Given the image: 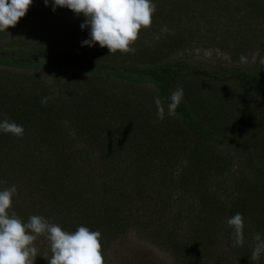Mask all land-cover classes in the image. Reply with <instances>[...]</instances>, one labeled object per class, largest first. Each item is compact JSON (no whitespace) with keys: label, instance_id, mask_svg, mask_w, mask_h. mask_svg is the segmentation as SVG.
Segmentation results:
<instances>
[{"label":"rangeland","instance_id":"374dc122","mask_svg":"<svg viewBox=\"0 0 264 264\" xmlns=\"http://www.w3.org/2000/svg\"><path fill=\"white\" fill-rule=\"evenodd\" d=\"M152 2L156 5L153 20H160V15L172 11V6L179 11L190 9L183 14L186 16V30L177 28L176 22L163 25V35L170 32L171 36L186 35L189 38L183 48L170 50L166 59L179 57L202 69L209 67L214 70L220 66L241 64L233 60L235 48L251 55L249 63L258 52L264 50V0ZM53 3L54 0H49L46 6L44 0H33L26 16L17 26L0 33V47L12 48L21 55L23 52L27 56L33 55V65L28 68L0 65V120L7 116L24 128L22 138L15 139L12 135L13 142L9 144L11 151L21 149L22 152L37 153L36 148L45 144V141L39 140L41 135L38 134L67 127L61 111L63 105L57 99L53 66L37 54L38 50L64 47L81 57L95 56L101 62L105 60L114 65L117 60L125 61L126 66L136 60L140 68L151 64L150 58H144L143 53H139L144 49L142 40L146 37L142 30L132 45L138 53L136 59L135 54H131L130 59L121 58L125 54L116 58L99 44L95 47L83 46L82 42L90 39V27L81 28L85 17L67 8L58 7L53 11ZM192 13H198L199 18L190 17ZM209 25H216V28H212L217 30L209 31ZM205 27L209 34H206ZM198 29L199 34H194ZM254 37L257 44L251 42L246 51L243 42ZM62 76L59 88H63L65 96L74 93L78 97H85L84 110L100 113L98 123L104 130L100 128L101 135L106 136L102 144L93 146V152L84 140L82 143L86 144V149L83 156H73L76 149L72 150L73 147L66 146V143H56L60 146L61 155L64 153L66 156L64 162L68 164L76 159L77 169L81 172L85 167L97 174L94 178L103 189H115L125 194L124 205L127 208H130L132 198L134 205L148 204L150 210L164 203L166 185L170 186L165 179L173 173L176 177L181 162L175 163L174 160L185 149L189 151L187 156L196 170L211 164L209 169L219 171L221 179H228L229 186L235 184L234 194H226L228 191L221 189L216 193L210 189L211 194L203 198L185 200L184 205L177 209V220L168 233H171L170 238L165 232L160 235V238L164 236V246L159 245V238L156 241L151 237L148 229L141 231L142 227L130 226L120 235L121 238L108 246L110 253L105 264H150L149 259L153 264H253L250 259L253 238L256 234L264 237V206L257 200V193L249 186L250 182L241 180L233 154L221 146L209 149L200 146L189 150V144L183 143L186 142L187 131L178 118L168 116L165 109V119L160 121L155 99L151 96L144 98L146 90L152 91L151 85L133 84L136 93L135 98H131L127 91L133 93L134 87L127 80L109 75H82L73 70H64ZM76 77L81 78L77 87L73 85V78ZM174 87L183 89L181 105L195 120L213 134L226 136L228 133L242 139L258 166L264 170V96L244 92L231 80L216 81L206 76L188 75ZM45 97L48 98L47 104L41 103ZM82 143L76 140L74 144ZM24 157L27 155L24 154ZM42 157L45 158L46 154H42ZM171 166L174 167L170 169ZM161 178H164V184ZM82 189L85 192L90 190L89 187ZM20 191L22 193L18 194L24 195V191ZM166 191L168 193L169 189ZM183 194L184 189L178 186L176 195L183 197ZM27 199L24 204L28 203ZM16 200L21 199L17 197ZM132 210L119 209L118 214L126 222ZM22 213L21 208L16 215L24 216ZM236 213L244 217L245 244L242 247L233 245L232 229L227 224V219ZM37 241L39 246L35 245L38 248L35 264H48L44 256H51L49 242L45 237H39ZM255 264H264V256Z\"/></svg>","mask_w":264,"mask_h":264},{"label":"trees","instance_id":"16d2710c","mask_svg":"<svg viewBox=\"0 0 264 264\" xmlns=\"http://www.w3.org/2000/svg\"><path fill=\"white\" fill-rule=\"evenodd\" d=\"M192 1L197 0H190V2ZM170 9L172 11H169L168 14L160 15V20H153L150 29H142V34L146 37L142 40L144 49L139 53H143L144 58L151 59V64L145 68L138 67L136 60L130 62L127 66L125 61L117 60L115 61L116 65H114L105 60L101 62L95 56L93 58L81 57L64 47L38 50L37 54L53 66L52 75L57 88V99L63 105L61 111L64 120L67 121V127L49 129L38 134L41 135L39 140L45 141V144L40 148H36L38 149L37 153L35 151L26 153L22 152L21 149L11 151L9 144L13 142L12 134L0 132V191L13 185L17 189V192L13 195V205L10 212L16 213L18 210L21 211L22 208L23 213L21 215L24 216H18L22 221L27 222L30 216L39 215L49 222L59 225L67 232H74L79 226L88 227L92 231H99L102 234L101 243L104 259L110 253L107 249L108 246L114 243L116 239L121 238L120 235L128 231L130 226L142 227L141 231L148 229L151 232V237H154L156 241L159 238V245L164 246V236L161 237V240L160 235L162 232L168 235L173 222L177 220V209L184 205L185 200L191 197L203 198L211 194L210 189H213L216 193L221 189L222 191H228L226 194H234L235 184L229 186L228 179H221L219 171L214 172L212 168L209 169L211 164H207L204 169L196 170L187 156L189 151L185 149V151L181 150V154H178V157L174 160L175 163L181 162V169L178 170V173H175L176 177L173 173L165 179L170 186L166 185V189H169V191L167 193L165 189L164 203L158 206L155 205L153 210H150L148 204L134 205L135 201L131 196L130 208H127L124 205L125 194L116 192L115 189H103L98 180L94 178L97 174L89 172L85 167L81 172L77 169L78 162H76V159L68 164L64 162L66 156H64V153L61 155L60 146L56 143H66V146L73 147L72 150L76 149V152L72 154L73 156H83L86 149V144L82 143L84 140L91 146L92 152L94 150L93 146L100 145L106 140V136L101 135L100 131V128L104 131L103 127L98 123L100 113L98 111L93 112V110H84L85 97H78L74 93H72V96H65L63 88H59L64 70L77 71L82 75L90 73V75L95 76L109 75L129 81L130 86L138 83L151 85L152 91L146 90L144 98L147 99L148 96H151L155 99L159 96L163 100L166 110L171 92L175 90V84L184 80L188 75L206 76L216 81L231 80L244 92L249 94L254 92L264 96V63H261L264 60V50L258 52V55L253 58L254 60L249 63L252 60L251 55L247 52L244 54L235 48L233 55L231 54L233 60L239 62L240 56L243 55L247 57L248 62L234 66H220L214 70H210L209 67H203L202 69L199 65L194 66V63L186 62L179 57L173 58V60L166 59L170 50L183 48V44L189 42L186 35L171 36L172 33L170 32L163 35V25L176 22L177 28L185 29L186 16L184 17L183 14L190 10L179 11L180 9L178 10L177 7L173 6ZM197 15L199 14L192 13L189 16L198 19L199 16ZM209 26V31L214 32L217 30L213 29L216 28V25ZM205 29L206 34H209L207 27ZM195 32L197 33L194 34H199V29ZM251 42L257 44L255 37L243 42L246 51ZM137 54L135 52V59ZM115 56L118 58L120 53L117 52ZM130 56L131 53L125 54L121 58L130 59ZM32 58L33 55L27 56L26 52L21 55L20 52H15L12 48L0 47V65L28 68L33 65ZM80 79L78 77L73 78L75 87L78 86ZM127 92L131 98H135L136 87H134L133 93ZM93 117L95 118L94 121ZM176 117L187 131L188 136L186 142L183 143L189 144V150H194L200 146L207 149L213 146H221L234 155L235 166L239 168L241 180L250 182L251 185L249 186L254 193H257V200L264 206V170L258 166L246 143L242 139L232 136V134L227 133L224 136L209 132L181 104L177 108ZM15 139H18V137H15ZM76 140H81L83 145L79 144L81 145L79 147V145L74 144ZM158 148L160 149V145H158ZM27 149L29 148L27 147ZM24 154L27 157H24ZM42 154H46V157L43 158ZM39 157L40 159H38ZM173 167L171 166L170 169ZM217 168L221 169L220 167ZM236 180L238 178L235 179V183ZM160 181L164 184V178H161ZM178 186L184 189L185 194H183V197L176 195ZM84 187H89L90 190L85 192L82 189ZM19 189L24 191V195H19L22 193ZM17 197H20L21 200L17 201ZM26 197L29 198L27 199L28 203L24 204ZM133 206L134 209L132 210ZM175 207L176 209L173 210ZM16 208L18 209L16 210ZM119 209L132 210L126 222L119 216ZM170 236L171 233L167 238H170ZM43 237L41 236L42 239ZM38 244V241H35V245ZM143 257L141 258L143 259ZM147 261L153 264L151 259Z\"/></svg>","mask_w":264,"mask_h":264},{"label":"clouds","instance_id":"9594fccd","mask_svg":"<svg viewBox=\"0 0 264 264\" xmlns=\"http://www.w3.org/2000/svg\"><path fill=\"white\" fill-rule=\"evenodd\" d=\"M44 2L47 6L49 0ZM32 4L33 0H0V33L16 27ZM58 7L85 17L81 28L90 27V39L83 41V46L99 44L111 55L135 54L132 45L142 29L151 28L156 12L152 0H54L53 11ZM247 62V57L241 55L239 63ZM183 97L182 88L172 92L167 104L168 116L177 115ZM47 101L45 97L41 103L47 104ZM155 105L157 117L163 121L165 104L159 96L155 97ZM0 132L22 138L24 128L5 116L0 120ZM16 192L15 185L0 191V264H35L38 253L35 241L41 236L49 242L51 256H44L48 264H105L99 231L79 226L76 231L67 232L39 215H32L24 222L15 212H10ZM227 224L232 229L233 245L242 247L245 244L243 215L236 213L227 219ZM253 239L250 259L255 264L264 256V237L256 234Z\"/></svg>","mask_w":264,"mask_h":264}]
</instances>
